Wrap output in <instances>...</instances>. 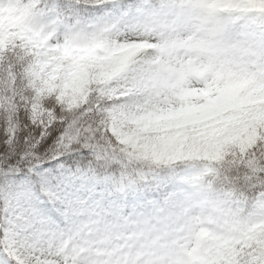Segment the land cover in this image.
<instances>
[{
  "label": "snow or ice",
  "instance_id": "6c2138e0",
  "mask_svg": "<svg viewBox=\"0 0 264 264\" xmlns=\"http://www.w3.org/2000/svg\"><path fill=\"white\" fill-rule=\"evenodd\" d=\"M120 4L0 0V18L15 23L0 45V264H144L143 256L133 261L123 254L132 231L159 250L150 264H184L171 250L166 225L177 212L204 220L194 215L198 210L212 212L209 221H226L238 241L219 264H264V138L242 156L237 149L233 158L180 172L181 163L204 158L148 155L135 138L139 129L101 141L85 122L91 113L64 101L80 77L85 92L95 88L108 101L97 111L135 120L122 104L134 92L115 86L122 81L108 65L107 35L115 25L83 30L86 14ZM243 11L264 18V9ZM42 89L54 91L41 96ZM241 210L250 216L247 228L239 226ZM101 229L113 236L111 244L94 242Z\"/></svg>",
  "mask_w": 264,
  "mask_h": 264
},
{
  "label": "clouds",
  "instance_id": "9594fccd",
  "mask_svg": "<svg viewBox=\"0 0 264 264\" xmlns=\"http://www.w3.org/2000/svg\"><path fill=\"white\" fill-rule=\"evenodd\" d=\"M249 7L250 0H121L109 10L86 14L85 34L103 23L115 25L107 35L111 46L108 65L122 81L115 86L134 92L122 101L134 121L110 120L107 113L96 110L98 103L108 101L95 88L86 92L78 110L91 113L85 122L90 121L98 139L109 141L137 129L152 136L149 124L177 122L167 117L173 109L179 112L182 108L185 92L199 93L202 103L216 105L202 114L211 118L205 121L208 125L222 127L225 120L245 109L249 116L264 109V18L243 11ZM145 24L154 27L145 30ZM250 99H259L260 103L248 105ZM210 163L207 159L188 161L177 170L196 172ZM194 215L206 219L213 213L198 210ZM192 223L191 217L177 212L166 225L171 250L183 258L184 264H219L226 252L235 251L238 241L226 231L228 225L222 218L202 225L212 228L211 239L194 233ZM249 223L250 216L241 210L239 226L247 228ZM160 227L159 223L151 225L152 229ZM123 235L121 232L115 239ZM94 242L111 244L113 236L101 229L95 233ZM121 247L126 258L134 261L143 256L144 264H150L155 258L151 253L159 251L150 249L147 238L141 239L135 231Z\"/></svg>",
  "mask_w": 264,
  "mask_h": 264
},
{
  "label": "rangeland",
  "instance_id": "374dc122",
  "mask_svg": "<svg viewBox=\"0 0 264 264\" xmlns=\"http://www.w3.org/2000/svg\"><path fill=\"white\" fill-rule=\"evenodd\" d=\"M183 95H187L188 98H190V99H197L199 96V93L185 92ZM239 114L240 113H238L235 117H233L231 119L225 120L224 122L225 123H230L231 121L233 122L234 120H236V118L238 117ZM169 117L170 116H168L167 118H169ZM209 119H211V118L207 117V116H202L201 118H198V117L195 118L193 116V117H181L180 119H174V121H177V122L174 124H168L167 125L168 134L166 135V137L170 142H174L175 144H180V145L185 146L188 139L192 135H203V133L212 132L213 129H211V130H209V129L211 127H216L217 125L205 124V121H207ZM152 125L156 126V124H152ZM197 128H199V131H197ZM148 129L152 132H155V130H156V128L153 129L150 127H148ZM173 130H175L174 135L170 134ZM145 133L146 132H140L139 133V134H141V139L145 138V135H144ZM155 134H156V132H155ZM132 135L135 136V132H133ZM135 138L138 141L140 140L139 135L136 136Z\"/></svg>",
  "mask_w": 264,
  "mask_h": 264
},
{
  "label": "trees",
  "instance_id": "16d2710c",
  "mask_svg": "<svg viewBox=\"0 0 264 264\" xmlns=\"http://www.w3.org/2000/svg\"><path fill=\"white\" fill-rule=\"evenodd\" d=\"M255 2L256 3L253 5L251 4V6L252 7L253 6L259 7L260 3L258 1H255ZM9 32H10V30L3 32L4 35L2 38H0V45H3L6 41L10 40V37L8 35ZM84 87H86V85H83L81 83L80 77H75L73 79L72 83L67 86V90L64 93V101L68 104L70 109H75V108H78L80 106L81 101L86 96V92L84 91ZM50 91H54V89L49 90L47 93L42 89L40 92V95L43 96L46 94H50ZM252 147H254V146H252ZM176 152H177V149L170 146L168 143L159 144L157 148H155L153 145H150V149H149V155L156 157L158 159L165 158L169 154H175ZM239 153L241 155L240 150H239ZM234 155L236 156L237 153H235Z\"/></svg>",
  "mask_w": 264,
  "mask_h": 264
}]
</instances>
